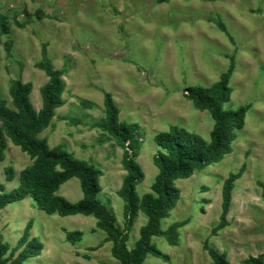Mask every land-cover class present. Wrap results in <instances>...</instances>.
<instances>
[{"label": "rangeland", "instance_id": "1", "mask_svg": "<svg viewBox=\"0 0 264 264\" xmlns=\"http://www.w3.org/2000/svg\"><path fill=\"white\" fill-rule=\"evenodd\" d=\"M3 17L11 30L0 45L1 98L11 105L10 86L21 75L34 84L32 101L41 109L40 89L48 76L36 64L48 44L54 66L66 71V104L40 137L103 171L97 199L114 212L121 227L124 200L118 192L126 171L122 147L98 126L106 118L105 93L113 95L122 122L140 126L143 146L137 159L146 175L137 187L141 197L151 191L159 173L154 163L160 150L157 133L177 125L210 140L214 120L194 106L186 89L212 86L233 63V91L225 108L249 106L245 127L221 162L177 181L181 199L162 228L187 221L180 242L172 245L155 237L153 243L170 260L149 254L144 264H212L207 242L226 252L231 264H246L249 257L264 253V0H0V24ZM7 42L12 43L10 52ZM32 163L9 141L6 159L0 161L6 192L19 186L21 171ZM10 166L16 173L12 182L6 178ZM243 167L229 225L214 232L223 212L224 181ZM58 194L71 202L84 198L78 178L62 185ZM29 220L44 250L24 264H119L95 217L49 215L32 198L0 211V242L15 247ZM147 221L140 212L130 248ZM73 231L83 233L77 244L67 238Z\"/></svg>", "mask_w": 264, "mask_h": 264}, {"label": "trees", "instance_id": "2", "mask_svg": "<svg viewBox=\"0 0 264 264\" xmlns=\"http://www.w3.org/2000/svg\"><path fill=\"white\" fill-rule=\"evenodd\" d=\"M10 30L8 18L3 17L0 24V45L3 36L9 34ZM5 46L10 52L12 43L7 42ZM36 66L48 76V82L40 89V110L35 108L32 101L34 84L24 82L21 75L10 86L11 105L0 96V161L6 159L9 141L33 160L31 165L21 171L20 183L16 189L6 192L5 184L0 183V211L14 202L32 198L49 215L93 216L97 219V228L107 235L105 242L112 243V255L119 264H144L149 254L168 262L169 256L153 243V239L165 237L172 245L180 242V229L187 221H177L167 230L162 228L163 220L171 216L181 199V189L177 186V181L192 177L196 171L219 163L232 153L238 132L246 124L249 106H241L237 110L225 108L233 91L230 85L233 63L212 86H191L186 89V96L194 106L201 111H208L214 120L210 140L177 125H172L168 131L157 133L155 142L160 150L154 157V163L158 166L159 173L151 191L141 197L137 187L145 181L146 175L137 159L143 146L140 126L122 122L121 111L113 95L105 93L106 118L98 126L123 149L121 163L126 175L118 195L124 200V227L119 226L114 212L97 199L103 191V171L90 161L77 159L63 145L51 147L48 138L40 137L52 125L58 109L65 106L67 84L64 78L66 71L54 66L46 43L42 47V59ZM244 172L245 167L236 173L231 172L224 181L223 212L214 232L229 225L228 214L232 207L236 182ZM15 176V168L7 167V181L12 182ZM73 178L80 180L84 193V198L78 202H71L58 194L61 186ZM140 212L147 216L148 221L141 227L135 246L130 248V234ZM33 228L34 222L29 220L22 237L13 248L9 243L0 242V264H24L28 259L42 254L44 244L32 235ZM67 238L72 244H77L83 239V233L67 232ZM205 248L212 264H231L226 252L219 251L208 242ZM245 263L264 264V253L249 257Z\"/></svg>", "mask_w": 264, "mask_h": 264}]
</instances>
